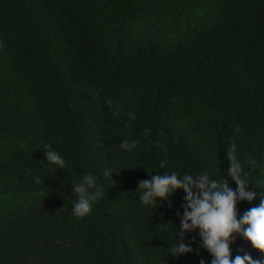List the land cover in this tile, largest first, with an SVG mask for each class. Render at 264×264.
Wrapping results in <instances>:
<instances>
[{
  "label": "trees",
  "instance_id": "trees-1",
  "mask_svg": "<svg viewBox=\"0 0 264 264\" xmlns=\"http://www.w3.org/2000/svg\"><path fill=\"white\" fill-rule=\"evenodd\" d=\"M233 169L256 193L243 214L264 200V0H0V264H210L195 232L193 252L168 253L183 190L146 207L138 182L207 173L235 188ZM85 173L104 196L78 219Z\"/></svg>",
  "mask_w": 264,
  "mask_h": 264
},
{
  "label": "clouds",
  "instance_id": "clouds-1",
  "mask_svg": "<svg viewBox=\"0 0 264 264\" xmlns=\"http://www.w3.org/2000/svg\"><path fill=\"white\" fill-rule=\"evenodd\" d=\"M135 119L134 113H128ZM121 147L131 151L136 142H121ZM46 161L54 172L64 170L66 161L63 156L49 145L44 149ZM161 161L159 168L166 166ZM113 171L106 169L103 175L109 181ZM150 179L138 182L139 200L146 207L156 208L162 202H170L172 195L179 189L185 193L182 204L183 214L180 219L179 232L175 234V244L168 253L180 257L194 251L191 244L186 243L187 234L195 232L199 237V248L205 249L211 256L210 264H264V259H253L245 253L233 258V245L238 237L250 241L253 248L264 253V200L258 207L250 208L240 214L237 204L242 201L251 202L256 193L250 184L240 178L238 169L231 170V181H218L207 173L179 175L176 172L164 175L149 173ZM39 181L40 177H36ZM72 193L76 200L72 206V214L78 219L88 217L93 207L104 196V189L92 173H85L79 181L72 183ZM199 248L196 254L200 255ZM199 264H207L201 259Z\"/></svg>",
  "mask_w": 264,
  "mask_h": 264
}]
</instances>
